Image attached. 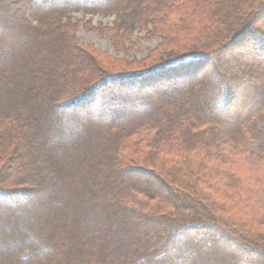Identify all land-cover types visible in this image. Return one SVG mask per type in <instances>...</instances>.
Here are the masks:
<instances>
[{"label":"trees","instance_id":"obj_1","mask_svg":"<svg viewBox=\"0 0 264 264\" xmlns=\"http://www.w3.org/2000/svg\"><path fill=\"white\" fill-rule=\"evenodd\" d=\"M0 264H264V0H0Z\"/></svg>","mask_w":264,"mask_h":264},{"label":"rangeland","instance_id":"obj_2","mask_svg":"<svg viewBox=\"0 0 264 264\" xmlns=\"http://www.w3.org/2000/svg\"><path fill=\"white\" fill-rule=\"evenodd\" d=\"M71 21L77 23L75 35L80 43L91 44L92 47L116 59L124 57L140 59L147 54L150 48L161 42L160 37L146 35L144 31H134L130 35L122 34L120 31L121 36L119 38L112 32H104L100 30V27H112L113 17L104 16L103 14L74 12ZM236 60L240 64H245L248 59L245 56H237ZM205 73L211 74L208 70ZM113 92L114 101L120 100L119 93L117 91ZM145 99L150 100L148 96Z\"/></svg>","mask_w":264,"mask_h":264}]
</instances>
